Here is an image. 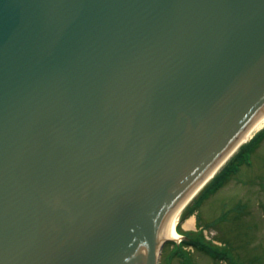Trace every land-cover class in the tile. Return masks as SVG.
<instances>
[{
    "label": "water",
    "instance_id": "1",
    "mask_svg": "<svg viewBox=\"0 0 264 264\" xmlns=\"http://www.w3.org/2000/svg\"><path fill=\"white\" fill-rule=\"evenodd\" d=\"M263 113L264 0H0V264H158Z\"/></svg>",
    "mask_w": 264,
    "mask_h": 264
},
{
    "label": "rangeland",
    "instance_id": "2",
    "mask_svg": "<svg viewBox=\"0 0 264 264\" xmlns=\"http://www.w3.org/2000/svg\"><path fill=\"white\" fill-rule=\"evenodd\" d=\"M263 132L264 126L239 145L249 143L254 136L260 135L259 145L250 155V164L240 165V170L226 184L203 200L201 195L204 190L200 187L183 206L177 225L180 236L163 244L158 264H264ZM200 200L201 205L190 213L192 206ZM240 205L242 208L239 209ZM190 219H194L192 226L188 224ZM190 235L199 236L200 241L204 239L213 246L225 245L224 250L232 262L215 259L195 248V245H187L184 240H188Z\"/></svg>",
    "mask_w": 264,
    "mask_h": 264
},
{
    "label": "trees",
    "instance_id": "3",
    "mask_svg": "<svg viewBox=\"0 0 264 264\" xmlns=\"http://www.w3.org/2000/svg\"><path fill=\"white\" fill-rule=\"evenodd\" d=\"M259 136L260 135H256L252 138V140L249 143L247 142L243 144L238 149V151L228 160V162L225 163V165L216 174V176L211 181H209V183H207V185L203 188L204 191H203V194L201 195L202 200L205 199L207 195H210L211 193H213L217 188L226 184L227 181L230 180V178L240 170L239 168L240 165L244 163L246 164L250 163V155L253 154V152L256 150V148L259 145ZM261 136L264 137V132ZM202 200L198 201L196 205L192 206L193 209L189 210V212L194 213L197 207L201 205ZM238 207L239 209L242 208L241 205ZM184 241H186L185 243L187 245H195L196 246L195 248L197 249L199 248V250L203 251L207 255L209 256L211 255L215 257V259L225 260V261H227V259L230 260V258L228 257L226 253V250H224L225 245L224 246H219V245L213 246L210 243L208 244L204 239L203 241H200L199 236H193V235H190L188 240L186 239Z\"/></svg>",
    "mask_w": 264,
    "mask_h": 264
},
{
    "label": "bare ground",
    "instance_id": "4",
    "mask_svg": "<svg viewBox=\"0 0 264 264\" xmlns=\"http://www.w3.org/2000/svg\"><path fill=\"white\" fill-rule=\"evenodd\" d=\"M264 126V113L257 119V121L247 130L245 131L244 135L242 136V139L239 141L240 144L242 142H244L245 140H247L248 138H250V136L256 131V130H260L261 127ZM215 171H213L214 173ZM212 173V174H213ZM211 178V174H209V176L204 180V182H202L195 190L194 193L198 192V190L200 189V187L202 188L204 186V184ZM190 200V198L187 201H184L181 205L179 204L177 206V208L174 210V212L172 213L171 217L168 219L165 228H164V239H178L180 236V233L177 230V225H178V221L181 218V212L183 209V206H185L186 203H188V201ZM188 224L190 226H192L194 224V219H190L188 221Z\"/></svg>",
    "mask_w": 264,
    "mask_h": 264
}]
</instances>
